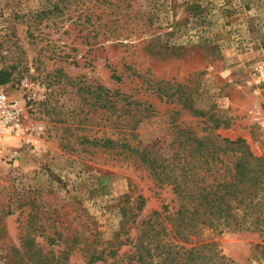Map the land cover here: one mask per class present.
<instances>
[{"label": "rangeland", "instance_id": "obj_1", "mask_svg": "<svg viewBox=\"0 0 264 264\" xmlns=\"http://www.w3.org/2000/svg\"><path fill=\"white\" fill-rule=\"evenodd\" d=\"M0 70V111L19 110L0 127V264H34L37 243L106 264L85 248L174 196L94 139L164 151L211 133L264 157V0H0ZM262 219L205 230L211 264H264Z\"/></svg>", "mask_w": 264, "mask_h": 264}, {"label": "trees", "instance_id": "obj_2", "mask_svg": "<svg viewBox=\"0 0 264 264\" xmlns=\"http://www.w3.org/2000/svg\"><path fill=\"white\" fill-rule=\"evenodd\" d=\"M4 74L0 70V84L7 82ZM158 90L164 101L175 93L166 92L169 87ZM185 107L192 110L193 105L186 103ZM182 133L184 140L173 145L174 138L164 151L151 145L140 148L118 139H94L111 147L126 146V151L137 156L140 166L148 170L155 186L169 187L174 196L168 200L163 197L160 207L141 220L132 218L138 213L126 217L117 242L101 249L85 248L92 260L106 264H211L215 257L224 256L211 251V241L201 239L205 230H253L252 225L263 220L264 157L255 156L241 139ZM67 250L64 245L50 253L37 243L33 263L65 264Z\"/></svg>", "mask_w": 264, "mask_h": 264}, {"label": "built area", "instance_id": "obj_3", "mask_svg": "<svg viewBox=\"0 0 264 264\" xmlns=\"http://www.w3.org/2000/svg\"><path fill=\"white\" fill-rule=\"evenodd\" d=\"M7 105V108H3V110L0 111V127L6 128V126L11 124V129L16 131L19 128L18 107L13 102H9Z\"/></svg>", "mask_w": 264, "mask_h": 264}]
</instances>
